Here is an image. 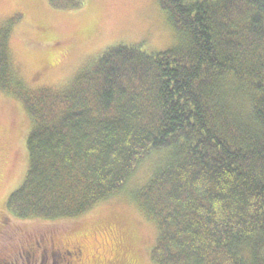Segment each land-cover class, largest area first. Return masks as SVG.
I'll use <instances>...</instances> for the list:
<instances>
[{
    "label": "trees",
    "instance_id": "obj_1",
    "mask_svg": "<svg viewBox=\"0 0 264 264\" xmlns=\"http://www.w3.org/2000/svg\"><path fill=\"white\" fill-rule=\"evenodd\" d=\"M159 5L178 46L109 47L56 89L25 90L11 30L0 26V91L32 123L28 171L5 209L19 219L76 218L164 153L134 193L158 231L152 264H264V0Z\"/></svg>",
    "mask_w": 264,
    "mask_h": 264
},
{
    "label": "rangeland",
    "instance_id": "obj_2",
    "mask_svg": "<svg viewBox=\"0 0 264 264\" xmlns=\"http://www.w3.org/2000/svg\"><path fill=\"white\" fill-rule=\"evenodd\" d=\"M58 2L68 6L54 7L49 0H0V26L9 25L13 70L26 91L68 85L112 46H138L147 54H158L182 41L159 0ZM31 128L22 103L0 91V264L19 259L21 237L36 234L52 237L58 247H79L82 253L76 264H152L150 248L158 231L138 210L134 193L164 153L146 160L119 195L81 216L19 219L7 212L5 204L28 171L26 140Z\"/></svg>",
    "mask_w": 264,
    "mask_h": 264
},
{
    "label": "flooded vegetation",
    "instance_id": "obj_3",
    "mask_svg": "<svg viewBox=\"0 0 264 264\" xmlns=\"http://www.w3.org/2000/svg\"><path fill=\"white\" fill-rule=\"evenodd\" d=\"M21 238L24 239L23 245L16 251L19 259H10L7 264H15V260H23L25 264H76V259L82 253L77 246L58 247L52 237L48 236L46 239L42 234Z\"/></svg>",
    "mask_w": 264,
    "mask_h": 264
}]
</instances>
